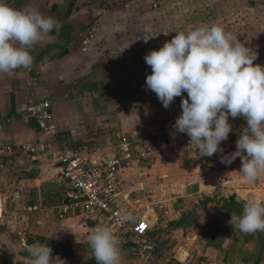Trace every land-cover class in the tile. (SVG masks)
Listing matches in <instances>:
<instances>
[{
    "label": "crops",
    "instance_id": "obj_1",
    "mask_svg": "<svg viewBox=\"0 0 264 264\" xmlns=\"http://www.w3.org/2000/svg\"><path fill=\"white\" fill-rule=\"evenodd\" d=\"M5 3L35 7L60 28L30 49L31 71L0 73V143L12 146L0 149V210L10 213L9 223L0 226V264H31L24 241L53 239L72 250L87 241L81 217H60L65 187L58 150L109 156L134 131L151 158L133 163L124 181L132 192L129 203L139 206V215L151 226L149 234L160 229L143 247L152 250L153 263L163 259L168 264L169 257L180 255L179 261L191 258L195 264H264V232L245 234L230 222L231 213L241 215L247 200H264L260 185L240 175L239 157L231 164L220 159L235 151L246 121L230 117L233 131L221 142L223 151L200 157L190 148V137L173 127L182 97L164 108L145 85L151 68L144 59L177 31L219 24L258 53L255 63L264 64V0ZM45 100L52 102V118L38 121L37 128L25 113ZM214 213L219 220L210 226ZM186 218L193 222L185 226ZM136 250L129 248L130 254ZM59 256L74 264V254Z\"/></svg>",
    "mask_w": 264,
    "mask_h": 264
},
{
    "label": "clouds",
    "instance_id": "obj_2",
    "mask_svg": "<svg viewBox=\"0 0 264 264\" xmlns=\"http://www.w3.org/2000/svg\"><path fill=\"white\" fill-rule=\"evenodd\" d=\"M59 28L57 20L35 7L18 9L0 0V73L30 70L34 61L30 49ZM257 58L255 50L219 24L177 31L144 57L151 68L145 85L163 107L182 97V111L173 127L190 137L200 157L223 151L221 142L233 131L230 117L246 121L235 151L220 157L226 164L239 157V173L246 182L264 172V64L255 63ZM133 220L130 212L117 214L120 223ZM230 222L245 234L264 232V200H247L241 215L231 213ZM87 242L96 264H121L120 241L112 226L96 224ZM24 248L31 264H66L59 255L53 256L48 243L24 241Z\"/></svg>",
    "mask_w": 264,
    "mask_h": 264
},
{
    "label": "built area",
    "instance_id": "obj_3",
    "mask_svg": "<svg viewBox=\"0 0 264 264\" xmlns=\"http://www.w3.org/2000/svg\"><path fill=\"white\" fill-rule=\"evenodd\" d=\"M32 69L21 67L15 70ZM36 110L38 121L45 122L52 118L50 100L42 102ZM137 136V131L124 135L109 156H97L70 147L58 150L56 161L61 165L59 179L65 187L60 217H81L89 232L98 223L108 224L115 229L120 243L123 238L127 240L130 236L145 238L149 235L151 226L139 215V206L129 203L132 192L126 191L124 181L133 163L151 158L149 148ZM194 146L190 148L196 151ZM48 148H51V144ZM0 149L11 150L12 146L2 142ZM124 203L127 205L124 206ZM121 210L130 212L134 220L118 222L117 214ZM9 219V211L1 209L0 226L8 224ZM175 264L195 263L190 258Z\"/></svg>",
    "mask_w": 264,
    "mask_h": 264
},
{
    "label": "rangeland",
    "instance_id": "obj_4",
    "mask_svg": "<svg viewBox=\"0 0 264 264\" xmlns=\"http://www.w3.org/2000/svg\"><path fill=\"white\" fill-rule=\"evenodd\" d=\"M253 183H255V185H260V189L258 190V193L260 194V196H264V172H262L260 174L259 178L256 181H254ZM214 214L215 215H213V217L211 219L210 226L213 223V220L216 221V222L219 220V218L216 217L217 216L216 213H214ZM209 221L210 220L207 219L205 221V223L209 224ZM192 222H193L192 218H189L188 222H187V218H186V219L183 220L182 224H184L186 226V225H190ZM205 223H201L202 228L205 229V230H210L211 228L207 227V225ZM159 232H160V229L155 231V232H153L152 234H149L145 238L130 236L126 240L127 243L124 246H120V248H121V257H122L121 264H156V263H153L152 258L150 257V255L152 253V250L144 251L143 246H145L147 244H150V242L153 239V237H155V234H156V237H157V234ZM199 234L201 235L202 233H199ZM170 235H172V234L169 233L168 235H165V236H170ZM123 240H125V238H123ZM196 240H198V242H200L201 240H203V238L199 236V237H197ZM47 243L55 251L56 255H66V253H67L68 255L72 256L74 254L75 255L74 260H73L74 264H87V262L93 258L92 250L89 247V245H87L88 244L87 241H85L83 243H77L76 246H75V249H73L74 252L72 250V245H68L67 244L66 246L62 247L61 244L58 245V243H50V242H47ZM129 248H136V249L138 248V250H136V253L130 254ZM179 256L180 255H178V256L175 255V257H172V256L169 257L170 261H168V264L177 263L179 261V259H180V258L177 259V257H179ZM158 257H160V255L156 254L155 258H157V260H158ZM86 260H88V261H86ZM69 263L71 264L72 261H69ZM94 264H96V263H94ZM157 264H165V262H164L163 259H160L157 262Z\"/></svg>",
    "mask_w": 264,
    "mask_h": 264
},
{
    "label": "water",
    "instance_id": "obj_5",
    "mask_svg": "<svg viewBox=\"0 0 264 264\" xmlns=\"http://www.w3.org/2000/svg\"><path fill=\"white\" fill-rule=\"evenodd\" d=\"M37 114H38V111L36 109H31L29 111H27L25 113V116L30 118L33 122V124L37 127V128H40V125H39V122H38V119H37Z\"/></svg>",
    "mask_w": 264,
    "mask_h": 264
},
{
    "label": "trees",
    "instance_id": "obj_6",
    "mask_svg": "<svg viewBox=\"0 0 264 264\" xmlns=\"http://www.w3.org/2000/svg\"><path fill=\"white\" fill-rule=\"evenodd\" d=\"M47 242H50V243H58V245H60L61 243H59L58 241H56V240H53V239H45V240H43V243H47ZM61 246L62 247H64L62 244H61ZM60 246V247H61ZM53 256H55L56 255V253H55V251L53 250ZM94 260L92 259V260H89L88 262H87V264H94ZM96 263V262H95Z\"/></svg>",
    "mask_w": 264,
    "mask_h": 264
}]
</instances>
